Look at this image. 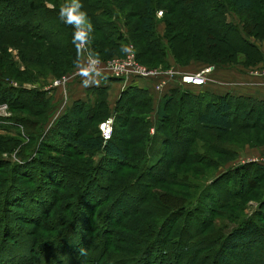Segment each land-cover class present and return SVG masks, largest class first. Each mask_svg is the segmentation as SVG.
I'll return each instance as SVG.
<instances>
[{
	"label": "rangeland",
	"instance_id": "1",
	"mask_svg": "<svg viewBox=\"0 0 264 264\" xmlns=\"http://www.w3.org/2000/svg\"><path fill=\"white\" fill-rule=\"evenodd\" d=\"M28 1L30 0H0V80L13 87L21 83L20 86L25 88L37 87L43 89L46 92V96L50 95V109L45 119L38 123L36 126L38 129L36 130L32 128L33 123L31 119L37 117L35 114L40 111V106L33 107L34 104H29L28 102L20 104L22 102L21 99L14 100L16 97L13 95L9 97L7 102L0 101V139L2 136H5L9 144L8 150L4 149L0 151V217L3 219V221L0 220V258L3 257L0 264H11L26 260L28 256L36 258V260L41 261L43 264H48V259L60 262L63 256L66 255L63 253L64 251L71 254L73 262L78 263V260L87 259L84 252L85 247L74 248L69 243L71 233L64 232L67 235L63 238L61 235L62 224L61 227L58 224L56 227V220L58 217H68L70 214L76 216V208L84 210L83 214L77 215L81 216V218H85L86 214H90V208L81 206L80 204V200L93 202L91 197H87V194H84L89 182V175L93 174L91 176L93 180L95 179L102 184H107L109 182L107 178L112 176L110 172L118 169V177H115L118 182L121 181V174L127 175L131 171L137 170L140 161L139 157L128 154L141 148L139 146L142 144V140L139 139L141 136L139 138L136 136V139L133 137L130 141H125L127 155L123 161L112 164L104 158L100 151L82 149L77 145L68 144L65 141L55 139L51 142V145L49 144L44 147L43 138L48 129L54 125L56 119L63 113L68 96L65 95L63 97L62 90L59 89L57 97H54L51 94L53 90H50L52 80L80 69L85 64L87 56L97 59L99 62L121 57L123 55L122 46H126L128 43L132 45L134 55L135 49L140 50V61L136 59L138 63L146 67H158L162 69L176 65L174 60L187 67L194 62L204 64L205 66L211 65L207 61H210L212 56L216 60L232 61L233 63L230 65L250 62L253 57L247 50L244 53L245 55L242 54V51H239V49H243V44L232 34L227 33V36L223 40H219L217 34L221 33H208V31L212 30V28L206 26L207 20L211 18L210 12L215 11L214 8H219V6H216V3L222 0H174L172 3L170 0H151L155 4V10L153 11V28L149 37L142 35L139 30L140 18L142 16V0H82L94 28L87 45H82L78 48V56L75 62L73 61L71 65L67 64L68 70L64 73H60L63 69L56 73L38 71V68L46 63L41 62L39 65L37 61L34 64V59H37L35 55L40 52L43 56L46 53L47 43L51 42L57 33L63 32L65 28L61 29L60 26L53 23L34 25L36 15L33 12H27ZM32 1L36 2L37 0ZM64 1L66 3V0H42L41 6L51 8L54 4L58 8L64 4ZM67 3L71 4V0H68ZM163 8L169 9L168 11L166 10L167 13H165ZM24 14L26 16L21 24L18 22V17L24 16ZM238 16L244 17L243 21L245 25L249 24L250 28H255L260 36H264V24L251 21L255 19H252V17H256L253 9L242 15L238 14ZM225 19L232 23H240L239 18L234 13H227ZM108 21H113L116 31L111 32V35L108 34L103 37V31H105L107 26H111V22ZM177 22L184 28H180L179 30L177 26L175 27ZM167 29H169V32ZM176 31L181 33L179 38H173L171 41L170 38L167 39L170 33ZM116 34H119L120 39L117 40L119 44L114 46L107 41L106 37L112 40L116 38ZM255 40L257 42L261 41L258 38ZM152 41H157L156 47L153 51L151 48L149 49L156 58L158 56L159 58L164 57L165 66L158 65L157 63L154 64L157 60L152 55L146 53V48L143 45H151ZM168 43L175 49L177 56H173L174 54L172 55L169 51ZM38 48L41 51H38ZM208 48L211 50H209V53L206 52ZM96 49L100 51L97 50L98 52H95ZM231 52L232 55H230ZM260 61H263V58ZM205 66H202L199 70L205 69ZM16 68L19 72L25 70L23 74H19L18 78L15 75V73H19L16 72ZM248 68L250 69L249 72L255 76L263 75L260 72L264 70V67L258 66L257 63L249 65ZM58 73H60L59 76H53ZM87 75L86 73L85 76L87 77ZM81 76L74 77V79ZM121 83L123 85L121 86V91L134 86ZM90 89L87 92H90ZM11 91H8V93ZM91 92L89 93L88 100L93 93ZM152 93L154 94L155 92L152 91L150 94L148 92L147 95L151 98ZM171 107L176 106L171 104ZM107 109L110 110L111 108ZM152 112V109H149L145 115L148 126L146 132L149 137L151 136V142L148 146V154L151 153V156L147 158L148 160L145 159V163L156 158L155 156L158 153L160 145L158 138L154 136L155 116ZM168 113L172 118L176 114L175 109L170 110V112L168 110ZM180 113L181 117L185 114L182 111ZM254 113L256 114V112ZM248 117L251 119L255 118L254 114L250 113L243 121L249 120ZM150 128L152 129L150 130ZM139 129L137 125L136 133ZM259 129L256 126L251 128L247 124H241V126H233L226 132L209 131L210 129L204 130L205 137H209L208 133H211V138L214 140L213 143L216 144V148L219 147L220 149L219 152L208 148V143L210 142H208L209 140L204 141V138L192 139L190 135L189 137L183 135L178 136L177 139H172L168 142H171L168 145L172 149L171 156L170 154L166 155L163 163H157V166H161L162 170L156 167L152 174L155 177L147 174L140 181L137 178L135 185L131 188L132 192L136 193L137 190H140L139 188L144 187L145 196L140 200L139 205L143 206L145 202L151 200L153 195L158 196V201H161L158 204L160 206L162 202L166 203L165 201L170 199V197L172 202L181 198L178 201L180 203L185 194L187 196L186 199L196 198L198 196L197 192L200 191L207 183L209 177L214 173L246 161L264 162V131ZM181 146L185 147V152H181ZM228 147L236 148V152L234 154L222 152L223 148L227 150ZM42 148L44 149L43 151ZM194 151H202L206 155L207 153L212 155L210 157L213 158V162L209 159L206 160L207 157L201 158L198 153L194 156ZM47 153L52 158H50L52 160L51 163H41L40 165L34 163L32 165L35 161L34 158H44L48 156L46 155ZM33 159L34 161H32ZM177 159L183 162L177 163L179 162ZM94 164H99V167L94 168L92 166ZM165 170H174L175 175L174 173H167ZM178 174L184 178L183 182L170 181L173 179L167 178V176L176 177ZM262 182H254V187L250 188L251 190L248 189V192L240 197H233L232 200L235 202L233 207L223 205L213 210L214 212L210 213L209 217H205L204 222L197 221V227L200 229L199 240L201 239L199 246L191 245V242L185 243L186 245L182 243L181 245L178 243L175 245L168 244L167 258L171 259L172 263L168 262V259L165 257V264H212L214 250L211 248L210 242L206 240H209L215 233H220L221 231L226 233L228 227L231 225L230 223L234 221L233 217L235 215L240 216L251 211L254 206L253 200L264 188V183ZM220 184V186L219 184L216 185L214 190L217 193V197L220 198L219 202H226L227 197L223 194L222 183ZM89 187L91 188L92 185ZM100 190L104 192V195L100 194L99 189H97V195L93 196L95 199H101L104 204H106L107 200L110 202L115 195L114 191L112 193V190L107 188V185L100 188ZM158 192L162 194L159 195ZM68 195H72L73 197L70 198ZM122 198H124L122 204L118 201V198L114 202V213L118 211L116 210L117 206L120 209L123 207L130 208L136 202L135 197L129 198L124 195ZM66 200H70L71 202L67 204L70 212L66 211L65 213V211H60V208L63 207ZM124 202L125 204H123ZM240 203L244 206L242 209L237 210L239 208L236 209V207ZM150 204L152 206L157 203H152L151 201ZM155 205L152 209H154V214H157L158 208ZM102 207L101 205L98 206L92 216L94 223H96L92 229L95 231V234L93 236L90 235L93 241L85 236L87 230L86 227L83 229L84 225L82 226V233L79 232L85 237V243L82 242V245H85L88 240L90 244L95 243L94 246L98 249L104 245L103 241L107 234L101 227L105 224L104 219L106 217L104 218V216L108 212L103 207L102 213ZM143 207L149 208L146 205ZM134 210L130 211L117 225V232L113 231L110 237L108 236V239H111L108 244L112 252L107 253L109 251L107 250L104 253V257L108 256L106 264H110L111 262L112 264H154L152 252L143 253L141 256H136L133 262L126 263L134 255L130 248L133 249L136 245L138 246L134 241L140 238L141 222L146 221L148 224V220H152L155 225L160 219V217L156 218L150 213H141L137 209V206H135ZM199 217L197 218L199 219ZM171 218H167L166 222L162 221L164 226L161 230L165 228V225H168L169 230L167 232H169L170 236H174L176 234V222L171 228V223L173 222ZM51 234L61 235L58 247L50 246L49 243L41 244L38 242L42 235L50 238ZM161 234L163 237H167L165 232ZM256 236V241L248 250L230 251L226 256V264H260V254L258 253L261 249L257 246L264 248V226L260 227ZM120 241L123 243H120ZM117 245L122 249L120 252ZM192 248L195 250L193 251ZM189 249L192 251H189ZM113 251L115 252L113 253ZM135 252L139 254L142 251H138V248H135ZM113 257L115 258L113 259Z\"/></svg>",
	"mask_w": 264,
	"mask_h": 264
},
{
	"label": "trees",
	"instance_id": "2",
	"mask_svg": "<svg viewBox=\"0 0 264 264\" xmlns=\"http://www.w3.org/2000/svg\"><path fill=\"white\" fill-rule=\"evenodd\" d=\"M170 1L172 3L174 0ZM41 2L42 0H37L36 2L30 0L27 3V12L30 11L36 15V21L33 24L46 25L48 23H53L54 25L60 26L61 29L63 27L65 29L60 34L57 33L55 38L51 40V42L47 43V48L45 50L46 53L43 56L40 52L35 55V58L37 56V59H34L33 62L35 64L38 61L39 65L41 62L46 63L45 65L39 67L38 71H49V73H56L63 69L60 73H64L68 70V66L66 65H71L73 61L75 62L78 56L77 44L73 42V33L75 30L73 26L64 23L59 18L60 7L57 8L53 4L51 8H48L46 6H41ZM67 2L68 0H66V3ZM214 2L216 3V1ZM70 5L71 4H68V6ZM154 5L155 4H153L151 0H142V16L140 18L139 30L144 36L149 37L152 32L153 11L155 10ZM216 6H219V8H214L215 11L210 12L211 18L207 20L206 26L208 28H212V30L208 31V33H221L217 34L219 40H223L224 37L227 36V33H230L243 44V49L241 48L239 51H242V54L245 55L244 53L247 50L248 53L252 54L253 58L250 60V62H241L239 65L248 67L249 65H255L256 63L260 62V60L263 58V53L258 48L255 39L258 38V40H261L264 38V36H260L255 28L249 27V24L245 25L243 21L244 17L242 18L241 16H238V14L242 15L243 13L253 9L256 13V17H252V19H255L251 21L254 23L260 22L261 24H264V0H222L219 1V3H216ZM166 8H163L165 13H167L169 10ZM227 13H234V15L239 18L240 23H232L227 21L225 19V15ZM25 16V14L24 16H19L18 22L22 24ZM108 22H111V26H107L105 31H103V37L108 34L111 35V32L116 31V29H114L115 25L113 21ZM105 24L109 25L107 23ZM176 26L179 30L180 28H184L181 27L178 22L175 24V27ZM167 31L169 32V29H167ZM116 35V38L112 40L106 37L107 41L111 45L116 46V44H119L117 40L120 39V36L119 34ZM180 36L181 33L176 31L170 33V35L167 36V39L170 38L171 41L173 38H179ZM152 42L153 43L151 45H143V47L146 48V53L148 55L153 56L154 54H152L153 52H151V50H154L157 41ZM168 44L169 51L172 53V55L174 54L173 56H177L175 49H173L170 43ZM149 48H151V50ZM37 50L39 51L40 49L38 48ZM97 50L98 49H96L95 52L100 51ZM209 50L210 49L208 48L206 52L209 53ZM230 55H232V52ZM139 57L140 50L138 51L135 49V58L140 61ZM153 57L157 60L154 62V64L157 63L161 66L166 65L164 57H160L161 59L159 56L158 58L155 56ZM174 62L176 66H184V64H181L176 60H174ZM207 62H210L209 64L211 65H230L233 63L232 61L228 60H216V58L213 56L210 58V61L208 60ZM24 71L25 70L19 72L16 68V72H19L15 73V75H17L16 77L18 78L19 74H23ZM60 73L53 76L57 77ZM108 79L112 81L116 80L115 78ZM20 85L21 83H19L18 86L13 87L12 85L0 80V95L3 94L0 96V101L7 102L9 97L13 95L16 97H13L14 100L19 98L21 99L22 102H20V104L28 102L29 104L33 103V107L40 106V111L35 114L37 117L35 119H31V122L33 123L32 128L37 130L38 127L36 128V126L39 122L45 119L47 112L50 109V95L46 96V92L43 89L37 87L25 88ZM8 91L11 92L8 93ZM90 92L92 93V102L88 99L85 101L75 100L64 109L63 113L56 119L54 125L51 126L45 134V137L43 138V146L45 147L49 144L51 145V142H53L55 139L65 141L68 144L77 145L82 149L100 151L104 158L108 160L110 164H112L123 161L124 157L127 155L125 141H130L133 137L136 139V136L138 138L141 136V138H139L142 140V144L139 146L141 148H138L135 150V152L128 154L131 156H138L140 161L138 163L137 170H133L127 175L121 174L122 180L119 182L116 179V177H118V169L110 172L112 176L107 178L109 180V184H102L95 179L93 180L91 177L93 174L89 175V182L84 194H87V197H91L93 202L80 200V204L81 206L89 207L91 213L86 214L87 216L85 218H81V216L77 215L83 214L84 210L82 211V208H76V216H73L74 214H70L68 217H58L55 223L56 227L58 225L61 227L62 224L63 229L61 230V235L63 238H65V235H67V233L64 234V232L71 233L69 243L74 248L85 247L84 252L85 257L87 256V259L82 261L78 260V263L75 261L73 262L71 254L64 251L63 253L66 255L63 256L61 260L62 262H56L54 260L48 259V264H106L108 256L106 255L104 257V253L107 250H109L107 253L112 252L109 249L108 243L111 239H108V236L110 237L113 231L117 232V225H119V223L130 211H135V206H137V209L141 211V213H150L156 218L160 217V219L155 225L152 220H148L149 225L146 221L141 222L140 238L135 240L134 243L138 244V246L136 245L135 248H138V251L141 250L142 252L137 254L135 252V248H130L134 255L133 258L126 263L133 262L136 256H141L143 253L152 252L154 264H163V262L165 264V257H168V244L175 245L178 243L181 245L182 243L183 245H186L185 243L191 242V245L199 246V244H201V239L199 240L200 229L197 227V221L204 222L203 220H205V217H209L210 213L214 212L213 210H216L218 207L223 205L233 207L235 204V202L232 200L233 197H240L244 193L248 192V189L254 187V182L258 183L259 181H263L262 183H264V162L246 161L241 164H234L218 173H214L211 177H209L207 183L200 189V191L197 192L198 196H196V198L194 197L193 199H186L187 196L185 194V197L182 198V202L180 203L178 201H180L181 198L175 202H172L171 197L168 196L170 199H167L165 201L166 203L162 202L160 206L158 204L161 203V201H158V196L153 195L151 200L147 201L148 203H144V205L148 206L149 208L143 207L144 205H139L140 200L145 196L144 187L142 186L139 188L140 190H137L136 193H133L131 188L135 185L137 178H139L140 181V179H142L144 176L146 177L147 174L151 175V177H155L152 174L154 173L156 167L159 170H162L161 166H157V163H163L164 157L166 155L170 154L171 156L172 149L168 146L171 143H168L169 141L174 138L177 139L178 136L183 135H186L187 137L190 135L192 139L204 138V141L209 140L208 142H210L208 143V148L214 149L215 152H219L220 149L219 147L216 148V144L213 143L214 140L211 138V133H208L209 137H205V134L203 133L204 130L210 129L209 131L226 132L233 126L247 124L251 128L256 126L257 128H260L259 130L264 131V99H256L247 96H233L229 94L216 95L206 91H193L190 90L189 87H170L160 96L154 110V136L157 137L160 142L159 150L155 156L156 158L152 159L148 163H145V159L148 160L147 158L151 156V153L148 154V146L151 142V136L149 137L146 132L148 126L145 117L146 113L149 111V109H151V100L150 96L147 95V90L135 86H130L123 89L120 91L110 110L107 109L108 107L105 101V89L103 87L91 88ZM31 97L32 99H30ZM171 104L176 107H171ZM173 109H175L176 112L174 118L170 117L168 113V110L170 112V110ZM181 111L185 113L183 117H181ZM254 112H256V114ZM250 113H253L255 118L251 119L248 117L249 120L244 122L243 120L249 116ZM107 116H112L111 134L108 139L102 140L99 134L98 124ZM137 125L140 129L136 133ZM7 142L8 139L5 138V136H2L0 139V151L4 149L8 150L9 144ZM43 148L42 151L44 150ZM183 151L185 152V147L181 146V152ZM222 152L226 154H234L236 152V148L228 147L227 150H224L223 148ZM197 153L201 158L207 157L206 160L209 159L213 162V158L210 157L212 155L208 153L206 155L205 152L201 151L195 152L194 156H196ZM46 155L44 158H37L35 156L36 158H34L35 161L34 159L32 160L34 161L32 165H34V163L39 165L41 163H51V156H49L48 153ZM178 161L179 162L177 163L183 162L180 161V159ZM92 166L94 168H98L99 164H94ZM165 171L171 174L174 173V170ZM178 175L176 177L167 176V178L173 179L170 181L183 182L184 178L181 175ZM189 183L191 182L189 181ZM220 183H222V187L224 189L223 194L225 197H227L226 202H219L220 198L217 197V193L214 190L216 185H221ZM90 185H92L91 188L89 187ZM106 185L108 189L112 190V193L114 191L115 195L112 200H110V202L107 200L106 204H104L101 199H95L93 195H97V189H99L100 194L102 193V195H104V192L100 190V188L106 187ZM158 194L161 195L162 193L158 192ZM124 195L129 198L135 197L136 202L132 204V208L123 207L120 209V207L117 206L116 210L118 211L114 213V202L118 198V201L122 204V201L124 200L122 197ZM68 196L70 198L73 197L72 195ZM151 201L152 203L157 204H153L151 206ZM70 202V200H66L63 204V207L60 208V211H65V213L66 211L70 212V209L67 205L68 203L70 204ZM253 202L254 206L249 213L246 212L240 216L235 215L233 217L234 221L230 223L231 225L228 227L226 233H223L222 231L220 233H215L209 240H206L207 242H210L211 248L214 250L212 264H226V256L230 253V251L248 250V248H250L256 241L257 231L260 230L261 226H264V188L260 194L256 196ZM12 204H14V202H12ZM123 204H125V202ZM100 205L103 206L104 210L108 212V214L104 216V218L106 217L104 219L105 224L101 227V229L105 230L104 232L107 234L103 241L104 245L98 249L95 248V243L90 244L88 243V240L85 245L83 244V246L82 242L85 243V237L79 232L82 233V226L84 225L83 229L86 227L87 231L85 236L87 238H90V235L93 236L95 234V231L92 229L96 223H94L92 216L95 212V209ZM154 205L158 208V212H156L157 214H154L153 212L154 209H152V207H154ZM243 206L244 205L240 203L236 209L239 208L237 210H240ZM103 207L101 209L102 213ZM4 208L7 209L5 206ZM169 217H172L171 220H173L171 223V228L176 222V234L174 236H170L169 232H167V230H169L168 225H165V228L161 230V228L164 226L162 221L166 222L167 218ZM197 217H199V219ZM85 219L86 221H84ZM0 220L3 221L2 217H0ZM162 232H165L167 237H163L161 234ZM61 235L51 234L50 238H46L42 235L38 242L41 244L49 243L50 246L58 247ZM92 236L90 240H92ZM140 239L142 240L139 244ZM120 243L123 242L120 241ZM257 247L261 249L258 253L260 254L259 263L264 264V248H261L260 246ZM114 249L116 248L114 247ZM190 249L189 251H192ZM192 249L193 251L195 250L194 248ZM121 250L122 249L118 246V251L120 252ZM114 252L115 251H113V253ZM114 258L115 257H113V259ZM1 259H3V257L0 258V261ZM35 260L36 258L28 256L26 260H21L11 264H43L41 261ZM168 262L172 263L171 259H168ZM110 264H112V262Z\"/></svg>",
	"mask_w": 264,
	"mask_h": 264
},
{
	"label": "crops",
	"instance_id": "3",
	"mask_svg": "<svg viewBox=\"0 0 264 264\" xmlns=\"http://www.w3.org/2000/svg\"><path fill=\"white\" fill-rule=\"evenodd\" d=\"M256 44L260 51L263 53V61L257 63L258 66L264 67V39L261 41H256ZM178 70L183 72H195L198 71L204 64H199L194 62L186 66H176ZM206 72V82L200 87H192L189 89L193 91H206L216 95L229 94L233 96H247L254 97L256 99H264V75H253L249 72L248 67H243L241 65H208L205 66ZM89 81V85L86 86L84 80ZM138 88H144L147 93L152 92V85L150 81L146 80H135L132 84ZM122 83L120 81H112L107 77H97L92 75H87V77H78L77 79L70 80L65 88L67 92V103L65 108L71 104L72 101L88 99L89 93L87 90L89 88L103 87L105 88V99L108 108H112L114 101L118 97L121 91ZM51 94L57 97L58 88H50ZM162 95V94H161ZM161 95L151 94V109L154 115V110L156 104ZM89 101L92 102V96H90ZM155 116V115H154Z\"/></svg>",
	"mask_w": 264,
	"mask_h": 264
},
{
	"label": "built area",
	"instance_id": "4",
	"mask_svg": "<svg viewBox=\"0 0 264 264\" xmlns=\"http://www.w3.org/2000/svg\"><path fill=\"white\" fill-rule=\"evenodd\" d=\"M131 51L125 53L121 57L98 61L90 56L86 57L85 64L70 74L61 75L57 79H53L50 88L61 89L63 97L67 95L66 84L74 77L87 73L88 75L97 77L115 78L124 84H132L135 80L150 81L152 90L156 95L163 94L172 86L176 87H200L206 82V69L195 72H183L175 66L167 69L158 67H146L137 62L132 45L128 43ZM98 61V62H97ZM264 75V70L260 72ZM112 116L104 118L99 124V134L102 140L108 139L111 134ZM152 128H150L151 130Z\"/></svg>",
	"mask_w": 264,
	"mask_h": 264
},
{
	"label": "clouds",
	"instance_id": "5",
	"mask_svg": "<svg viewBox=\"0 0 264 264\" xmlns=\"http://www.w3.org/2000/svg\"><path fill=\"white\" fill-rule=\"evenodd\" d=\"M59 18L64 23L73 26L75 30L73 42L77 44L78 48L87 45L94 28L82 0H71L70 6H68V3L62 5L59 10ZM121 50L127 53L131 51V48L130 46H122ZM81 75L85 77L86 73H81ZM84 83L86 86L89 85L87 79L84 80Z\"/></svg>",
	"mask_w": 264,
	"mask_h": 264
}]
</instances>
